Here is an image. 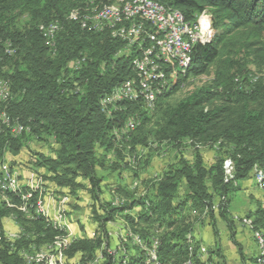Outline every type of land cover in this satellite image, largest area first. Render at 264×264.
<instances>
[{
  "label": "trees",
  "instance_id": "1",
  "mask_svg": "<svg viewBox=\"0 0 264 264\" xmlns=\"http://www.w3.org/2000/svg\"><path fill=\"white\" fill-rule=\"evenodd\" d=\"M158 1L181 11L192 22L206 15L208 26L194 44L186 66L174 62L165 64V70L164 64L161 66L162 79L170 82L151 112L143 97L103 104L117 86L138 78L133 58L144 57L149 41L130 45L121 33L114 34L110 28L101 32L81 28L74 19L75 15L112 6L114 0H0V78L10 81L12 92L11 98L0 103V163L8 151L19 154L32 137L47 135L55 142L54 154L40 155L37 165L46 168L48 177L59 187L73 195L85 189L94 201L97 235L70 240L71 244L63 248L65 257L79 256L84 264H115L114 256L108 254L107 224L119 212L135 207L141 209L135 216L127 214L126 219L148 242L152 234L158 236L155 256L160 264L185 261L190 255L187 235L194 225L187 217L178 219V215L188 208L207 212L214 219L215 204L220 201V214L227 217L231 196L240 188L238 181L255 174L264 176V75H253L247 88L235 85L237 76L253 74L250 65L264 68V0ZM19 14L28 16L24 24H19ZM51 23L59 26L54 44L45 35ZM122 24L127 23L122 22L119 29L129 27ZM8 43L13 54L6 52ZM125 47L132 53L119 54ZM79 59L82 64L78 63V69L69 68ZM211 72L209 84L176 104L168 101L189 75ZM1 113L8 118V126L20 125L23 134L11 135L2 125ZM154 136L218 145L233 159L234 171L227 174L224 156L207 166L197 151L194 160L180 156L158 182L137 197L120 182L115 188L118 196L134 197L123 206L115 204L113 194L112 199L104 200L105 178L99 176L98 168L108 167L107 155L117 153L121 161L111 166L113 171L118 167L121 175L125 169H134L125 154ZM7 195L14 207L20 205L24 194L7 191ZM12 207L0 202V229L6 216L17 213L28 231L35 230L40 242L55 244L65 235L45 216L26 218ZM249 217L256 227L264 229V209L258 208ZM161 227L166 229L154 233ZM12 245L0 238V264H24ZM143 253L132 256L129 264H152L146 263ZM99 254L102 261L95 263Z\"/></svg>",
  "mask_w": 264,
  "mask_h": 264
},
{
  "label": "rangeland",
  "instance_id": "2",
  "mask_svg": "<svg viewBox=\"0 0 264 264\" xmlns=\"http://www.w3.org/2000/svg\"><path fill=\"white\" fill-rule=\"evenodd\" d=\"M17 20L19 24H24L28 20V16L19 14ZM206 29L205 27V31ZM125 52L130 54L132 50L130 47H125L119 54ZM78 63L82 64V59L70 63L69 68L78 69ZM164 67L165 64L163 65L165 70ZM250 68L253 70V74L237 76L236 87L247 88L253 75L255 77L264 75V68L258 69L254 65H250ZM1 79L9 82L6 78ZM212 79V72L197 76L189 75L170 95L168 101L176 104L197 88L209 84ZM9 89L11 96L8 94L5 102L12 97L11 87ZM102 108L106 110L104 107ZM118 108H112L110 111ZM109 112L107 115H110ZM155 121L154 113L153 124ZM2 125L14 137L23 134L21 130L13 132L12 127L15 126V123L9 126L4 123ZM56 147L55 142L45 135L40 139L32 137L27 140L19 154L8 151L0 163V202H5L8 207L13 206L14 201L7 195V191L14 192L15 195L32 192L34 195L32 198L24 199L21 196L20 205L17 204L19 206L12 208L22 212L26 218H33L41 213L43 216L45 214L46 219L51 222L50 224L64 230L65 235L59 237L57 241L59 244L63 240L93 238L97 235V229L93 220L94 201L91 195L85 189L79 190L74 195L71 194L68 189L59 187L48 177L50 174L46 168L37 165L40 155H53ZM197 151L203 156L207 166L213 165L216 159L224 156V168L227 167V174L231 175L234 171L233 159L230 155L228 156L226 149H221L218 145L211 147L192 139L172 141L154 136L150 137L145 145H137L134 151L125 154L126 161L134 169H125L121 175L116 171L119 169L118 167L113 171L114 168L111 166L115 162L121 161L117 153L107 155L109 158L108 167L98 168L99 176L105 178L102 198L110 200L113 194L115 204L123 206L134 197L131 195L118 196L115 188L120 182L126 185L128 190L134 192L137 197L151 188L152 184L158 182L169 166L174 164L180 156L194 160ZM136 173H138L137 176ZM237 184L240 188L231 196L227 217L220 214V201L215 204L214 219H211L207 212L201 213L188 208L178 215V219L187 217L194 225L192 232L187 235L190 255L185 261L167 264H195L194 258L200 259L204 264H264V229L256 227L253 218L249 217V214L258 208L264 209V176L255 174V176L239 180ZM140 209V207H135L132 210L119 212L115 219L107 224L110 240L109 251L114 252L112 255L115 256V264H119L120 260L121 264H124V261L129 264L132 256L139 257L142 252H144L146 263H161L157 255L153 257L158 236L155 237V234L154 236L152 234L148 242L138 231L131 229L130 223L126 219L127 214L135 216ZM28 228L19 220L17 213H10L3 219L0 238L3 237L13 244L12 250H15L23 258L24 264H41L43 260L52 256L51 254L55 257L59 256V251L55 253V247H49L45 241L40 242L35 230L28 231ZM165 229V227L156 228L154 233L160 234ZM60 260L63 261L60 264H84L79 256L74 258L64 256ZM99 261H102L101 254L94 259L95 263Z\"/></svg>",
  "mask_w": 264,
  "mask_h": 264
},
{
  "label": "bare ground",
  "instance_id": "3",
  "mask_svg": "<svg viewBox=\"0 0 264 264\" xmlns=\"http://www.w3.org/2000/svg\"><path fill=\"white\" fill-rule=\"evenodd\" d=\"M114 1L115 3L112 6L98 8L89 12L75 15L74 19L78 21V24H80L81 28L90 27L96 32H101L106 28H110L114 30V34H117V32L121 33L126 39H128L130 45H133V41H136L138 45H141L142 42L148 40L150 45L147 47L150 48L151 53H147L145 56V62H154L155 58L156 71L159 74H162L161 66L163 64L174 62L179 66L184 67L189 63V55L194 44L200 38H202V35L205 33V27L207 28L208 26L206 15H201L202 17L199 16L200 18L196 22H192L187 20L181 11L177 9H168L158 0ZM161 15L163 18H161ZM203 17H205L206 20ZM155 18H160L161 28L166 29L167 31V33H161V40H159V34L154 33ZM122 22H126L127 24H122L121 26H126L129 24V27L126 26L119 29L118 26H120ZM55 23H51L45 31V35L47 36L48 42L50 44H54L55 34L59 27ZM185 25L187 28H185ZM143 34H145L147 38H140L139 41L138 38ZM179 42H181L182 47H180L179 44H176ZM11 45L12 44L8 43L6 47V52L9 54L14 53V49L11 48ZM142 60L143 58H136L135 63H142ZM135 63L134 67L138 78L117 86L113 90L112 95L103 100L104 105L121 100H137L138 98L143 97L145 99L146 107L151 111L155 109L159 94L163 90V87L169 85V82L166 79H162L164 83L160 84H157L158 79H149L148 82L147 73H143L141 70H139ZM4 81L5 80L2 79L0 80V92H5V94L0 97V102L6 99L7 95L9 94V87H11L10 81H5L6 83ZM1 118L4 124H9L8 118L5 116V114H3ZM12 128L13 132H19L20 130L22 131V127L20 125H15ZM31 193L27 192L26 194L22 195L24 199H30L33 196ZM44 216L46 215L44 214ZM68 243L69 240H63L60 244L58 242L55 244L48 243L49 247H55V253L59 251V256L55 257V255L53 256V254H51L52 256H49L45 261L43 260L44 264L62 263L63 261L60 259L64 257L63 248H65V244ZM57 258H59V260ZM124 264H127V262L124 261Z\"/></svg>",
  "mask_w": 264,
  "mask_h": 264
},
{
  "label": "built area",
  "instance_id": "4",
  "mask_svg": "<svg viewBox=\"0 0 264 264\" xmlns=\"http://www.w3.org/2000/svg\"><path fill=\"white\" fill-rule=\"evenodd\" d=\"M161 18H163V16L161 15ZM137 27H138V23H137ZM185 28L186 25H185ZM154 33H158L159 34V40H161V33H167L166 29H162L161 25H160V18H155L154 19ZM195 40V38H194ZM133 44L137 45L136 41H133ZM179 44L180 47H182L181 42L176 43ZM145 53H151L150 48L147 47V43H146V51H144V57L142 60V63H135V58H133L134 63L138 66V69L141 70L143 73H147V81L149 82V79H159V83H164V81H162V74H159L156 71V61L154 58V62H145ZM5 94V92H0V97H2ZM129 123V122H128ZM18 130H19V126H18ZM141 243V241H139ZM71 242H69L68 244L65 245H70ZM110 247L108 248V254H113V251H109ZM116 252V251H115ZM153 257L155 256V249L153 252ZM115 258V256H114ZM59 260V258H57Z\"/></svg>",
  "mask_w": 264,
  "mask_h": 264
},
{
  "label": "clouds",
  "instance_id": "5",
  "mask_svg": "<svg viewBox=\"0 0 264 264\" xmlns=\"http://www.w3.org/2000/svg\"><path fill=\"white\" fill-rule=\"evenodd\" d=\"M206 14H209V15H211V13L208 11V12H206ZM201 15V14H200ZM199 16V15H198ZM211 19H212V15H211ZM212 27H213V25H212ZM214 29V28H213ZM214 35H215V30H214ZM212 41V40H211Z\"/></svg>",
  "mask_w": 264,
  "mask_h": 264
}]
</instances>
